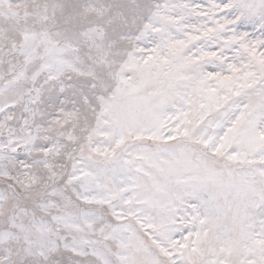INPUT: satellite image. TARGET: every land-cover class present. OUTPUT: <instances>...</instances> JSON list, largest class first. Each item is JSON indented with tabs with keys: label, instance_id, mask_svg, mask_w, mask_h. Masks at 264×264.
I'll return each mask as SVG.
<instances>
[{
	"label": "snow or ice",
	"instance_id": "obj_1",
	"mask_svg": "<svg viewBox=\"0 0 264 264\" xmlns=\"http://www.w3.org/2000/svg\"><path fill=\"white\" fill-rule=\"evenodd\" d=\"M0 264H264V0H0Z\"/></svg>",
	"mask_w": 264,
	"mask_h": 264
}]
</instances>
